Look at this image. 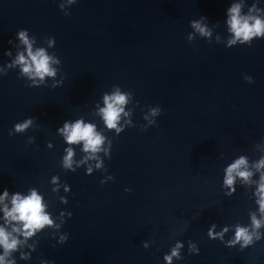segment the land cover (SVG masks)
<instances>
[{"label": "water", "instance_id": "obj_1", "mask_svg": "<svg viewBox=\"0 0 264 264\" xmlns=\"http://www.w3.org/2000/svg\"><path fill=\"white\" fill-rule=\"evenodd\" d=\"M229 2L79 0L65 16L59 0H0V64L8 59V40L28 28L40 40L55 37L65 74L57 88L26 87L16 70L0 76V190L35 186L49 193L55 174L72 188L67 205L52 197L57 214L73 213L61 229L68 241L53 247L42 234L32 260L20 264H38L40 257L55 264H164L176 239L185 241V260L176 264H264V240L240 251L206 234L212 222H247L255 205L242 189L223 195L222 169L242 151L254 155V144L264 139V39L232 48L186 39L189 21L201 15L221 21L216 31L223 34ZM114 84L133 90L141 106L164 111L157 126L114 137L105 163L115 179L101 186L100 171L61 169L65 145L56 128L64 119L91 118L94 102ZM142 115L138 107L137 124L145 123ZM28 116L38 117V128L9 136ZM33 135L35 145L27 144ZM144 240L155 243L145 249ZM188 240L199 255H188Z\"/></svg>", "mask_w": 264, "mask_h": 264}, {"label": "clouds", "instance_id": "obj_2", "mask_svg": "<svg viewBox=\"0 0 264 264\" xmlns=\"http://www.w3.org/2000/svg\"><path fill=\"white\" fill-rule=\"evenodd\" d=\"M78 3L79 0H59L58 7L65 16H70L72 6ZM189 26L192 29L186 36L189 43L199 37L209 44L215 41L226 48L238 45L251 47L255 40L264 39V0H230L224 11L223 34L216 31L221 21L210 23L204 15L190 20ZM8 44L10 47L3 53L8 59L0 64V76L16 70L17 77L23 79L29 88H57L63 85L65 74L62 71V60L54 50V36H45L40 40L28 28H20L8 40ZM243 79L249 84L254 83V77L247 73L243 74ZM138 107L145 123L137 124L133 119ZM163 111L159 104L141 106L133 90L124 89L119 84L112 85L110 90L104 91L94 102L89 113L91 118L80 115L74 119H64L57 126L56 134L65 145L59 166L64 172H76L83 167L86 175L100 171L104 173L100 180L101 186L114 181L115 177L105 163L106 159L112 158L114 137L120 136L128 128L138 127L146 131L157 126V118ZM37 119L36 116H28L15 122L8 129V135L24 134L29 129H37ZM35 141L34 135L29 136L27 144L35 145ZM54 147L51 141L47 143L48 149ZM253 153L249 155L242 151L230 158L223 166L220 183L225 197H232L238 189H242L243 195L254 203L255 207L247 212V222H212L206 233L210 240H218L228 248L238 247L240 251L264 240V139L254 144ZM220 158L224 159L223 153H220ZM49 184V193L35 186L25 191L10 190L8 187L0 190V264L30 262L32 254L39 247L42 234L55 241L53 247L68 241L69 233L61 229L73 213L61 209L57 214L52 197L60 204L67 205V194L71 193L72 188L61 180L59 174L52 175ZM61 189L64 194H61ZM124 190L131 191L127 187ZM183 231L184 227H181L173 235ZM154 243V240H144L142 246L148 249ZM184 248L185 241L176 239L163 255L164 264L184 261ZM159 250L157 247L156 251ZM200 251L196 242L187 241L188 255H199ZM38 264H55V261L40 257Z\"/></svg>", "mask_w": 264, "mask_h": 264}]
</instances>
